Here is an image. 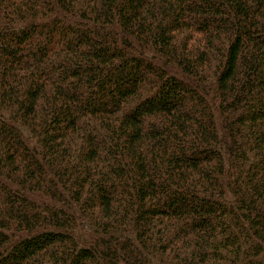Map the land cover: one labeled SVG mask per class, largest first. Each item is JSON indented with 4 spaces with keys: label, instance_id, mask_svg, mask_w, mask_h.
Masks as SVG:
<instances>
[{
    "label": "trees",
    "instance_id": "trees-1",
    "mask_svg": "<svg viewBox=\"0 0 264 264\" xmlns=\"http://www.w3.org/2000/svg\"><path fill=\"white\" fill-rule=\"evenodd\" d=\"M0 264H264V0H0Z\"/></svg>",
    "mask_w": 264,
    "mask_h": 264
}]
</instances>
